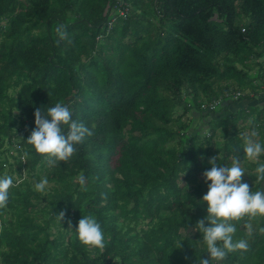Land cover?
Returning a JSON list of instances; mask_svg holds the SVG:
<instances>
[{
  "label": "trees",
  "instance_id": "trees-1",
  "mask_svg": "<svg viewBox=\"0 0 264 264\" xmlns=\"http://www.w3.org/2000/svg\"><path fill=\"white\" fill-rule=\"evenodd\" d=\"M117 1L0 0V174L25 175L0 208V264H198L208 255L194 225L207 215L209 160L242 158L244 129L256 126L264 139V99L200 109L227 92L261 91L264 0H126L128 17L107 32ZM57 102L92 135L68 161L32 151L22 162L36 108ZM179 107L195 110L199 124L176 115ZM258 162L264 155L245 165L254 191L264 184ZM44 176L47 196L35 189ZM42 201L43 216L33 215ZM89 213L104 230L103 249L72 231ZM234 223L249 248L223 264H264V216Z\"/></svg>",
  "mask_w": 264,
  "mask_h": 264
},
{
  "label": "clouds",
  "instance_id": "clouds-1",
  "mask_svg": "<svg viewBox=\"0 0 264 264\" xmlns=\"http://www.w3.org/2000/svg\"><path fill=\"white\" fill-rule=\"evenodd\" d=\"M56 32L60 37H65L66 26L59 25ZM34 124L25 140L32 147L24 151L21 157L24 160H27L34 151L45 159L68 161L77 151L78 145L92 135L91 128L83 120L74 118L72 108L63 102H57L46 110L44 107L36 108ZM257 135L253 129L251 135L246 138L242 158L235 155L231 164H221L217 163V157H213L209 160L210 167L203 173L208 190L201 201L206 205L207 215L196 221L194 229L202 234V240L198 242L205 246L204 253L208 255L197 258L198 264H223L229 252L247 250L249 248L247 238H234L237 232L234 221L246 215L264 216V189L254 191L243 179L246 174V168L242 166L243 159L260 161L264 155V139H256ZM254 171L256 180L264 181V162H258ZM14 184L13 175L0 174V208L8 204L10 187ZM48 184L49 179L44 176L35 184V189L46 191ZM63 216L64 213L61 212L60 220ZM72 231L85 246L96 249L105 247V233L94 214L81 215L75 230ZM247 231L248 233L254 231L251 223L247 224ZM183 244L181 240L179 247Z\"/></svg>",
  "mask_w": 264,
  "mask_h": 264
},
{
  "label": "rangeland",
  "instance_id": "rangeland-1",
  "mask_svg": "<svg viewBox=\"0 0 264 264\" xmlns=\"http://www.w3.org/2000/svg\"><path fill=\"white\" fill-rule=\"evenodd\" d=\"M156 23V25H158V23L157 22H155ZM261 61V63H264V59H261L260 60ZM257 71V69L255 68L253 71H251L250 73H251V75H253L254 74V72H256ZM261 81H257V80H255L254 81V83L255 84H258L260 87L263 85V82L262 83H260ZM224 85V84H223ZM232 87H235V85H232ZM16 91L17 90H14V92L12 93V94H15L16 93ZM12 91H10V93H11ZM246 93L248 92V90H246L245 91ZM186 94V93H185ZM176 115H182V117H183V120L184 121H190V122H194L193 124L194 125H198L199 124V122L200 121H198L199 120V118H198V115H197V113H196V111L195 110H192L191 112H189V113H187V114H183V110H182V108L181 107H179L178 109H177V111H176ZM241 123V122H240ZM238 124V126L237 127H242V126H244V125H248V122H246L245 121V123L242 125V124ZM253 129H255L256 130V132H257V127L256 126H254V127H252V128H250V129H244L243 131H241L240 132V134L242 135V136H244L245 137V142H246V138L248 137V136H250L251 135V132H252V130ZM220 134H221V131L220 130H218L217 132H216V137H215V139H214V142H213V144H214V147L216 146V144H218V143H221L222 142V138L220 137ZM258 135H257V137H256V139H258ZM245 142H244V144H245ZM244 144H243V146H244ZM11 155H15V153H14V150L11 148L10 149V152H9ZM14 159L13 158H8V162H9V164H14ZM254 162H256V161H252V160H246V161H243L242 162V166L243 167H245L246 168V174H244V177H243V179L244 180H246L248 183H250L251 182V180H250V178H249V173H250V170L245 166L246 164H250V163H254ZM253 171V170H252ZM18 176H17V175ZM12 175H13V177H14V180L17 182V183H19L20 182V178L21 177H25V175H24V173L23 172H21V173H18V172H13L12 173ZM20 175H21V177H20ZM198 178L199 179H201V177H200V174H198ZM180 185H182L181 183H180ZM52 187V185L51 184H48L47 186H46V191H43L42 192V194H43V196H47V193L49 192V190H50V188ZM262 189H264V184L261 186V190ZM44 207H46V202H44V201H42L41 203H40V205H39V209H40V212L38 213L37 211L38 210H36V211H34V213H33V215L34 214H37L38 216H43V209H44ZM138 227L137 228H142V227H144V222H139L138 224Z\"/></svg>",
  "mask_w": 264,
  "mask_h": 264
},
{
  "label": "built area",
  "instance_id": "built-area-1",
  "mask_svg": "<svg viewBox=\"0 0 264 264\" xmlns=\"http://www.w3.org/2000/svg\"><path fill=\"white\" fill-rule=\"evenodd\" d=\"M126 0H118L117 1V6L115 9V13L112 16L111 19H109L107 23V32L114 26L116 21L119 18L126 19L128 17V12H129V6L126 5ZM244 31V30H242ZM101 37H98L97 40H99ZM261 91L257 95L250 94L249 92H240V91H232V92H227L222 96H219L218 98H215L211 101H202L200 102V109L203 112H215L218 107H224L230 102H239L241 98H243L245 95H249L251 99H264V83L260 87ZM253 100V101H255ZM25 160L22 159V162Z\"/></svg>",
  "mask_w": 264,
  "mask_h": 264
},
{
  "label": "crops",
  "instance_id": "crops-1",
  "mask_svg": "<svg viewBox=\"0 0 264 264\" xmlns=\"http://www.w3.org/2000/svg\"><path fill=\"white\" fill-rule=\"evenodd\" d=\"M250 102H253V101H250ZM250 102H247V101L236 102L230 108L232 109V111H235L239 108L245 107L246 105H250ZM216 116H218V115H216Z\"/></svg>",
  "mask_w": 264,
  "mask_h": 264
}]
</instances>
